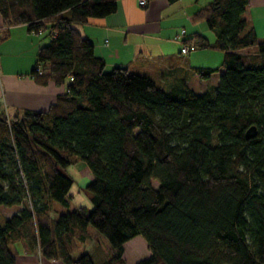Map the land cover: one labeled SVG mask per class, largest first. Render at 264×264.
<instances>
[{"label": "trees", "instance_id": "1", "mask_svg": "<svg viewBox=\"0 0 264 264\" xmlns=\"http://www.w3.org/2000/svg\"><path fill=\"white\" fill-rule=\"evenodd\" d=\"M247 6L209 0L192 15L216 39L184 41L223 52L217 67H193L201 79L221 71L198 93L186 81L165 89L125 67L105 71L76 25L112 14L117 0H0L5 27L26 24L49 37L32 77L67 81L45 111L0 105V207H19L0 218V264H17L14 243L48 262L96 264L73 256L88 226L110 243L102 264L123 263L137 236L150 251L137 264H264V40L248 25ZM252 46L255 53L240 52ZM77 162L93 175L92 209L53 218L52 202L68 206L73 183L61 169Z\"/></svg>", "mask_w": 264, "mask_h": 264}, {"label": "crops", "instance_id": "2", "mask_svg": "<svg viewBox=\"0 0 264 264\" xmlns=\"http://www.w3.org/2000/svg\"><path fill=\"white\" fill-rule=\"evenodd\" d=\"M208 2L150 0L146 7H142L138 0H117L116 11L112 14L91 18L76 27L91 41L95 54L104 61L106 72L125 67L131 73L150 76L165 89L186 81L189 87L192 88V84L198 86L197 92L203 93L217 84L213 77L215 74L219 76L221 71L200 80L193 67H217L222 62L223 52L216 48H202L183 55L174 36L185 29L183 39L199 33L213 43L215 32L204 21H192V15ZM245 16L259 40H264V0H248ZM5 31L7 37L0 40V105L9 113L17 108L47 110L57 95L65 91L67 83L49 80L40 84L31 75L37 49L48 40L37 43L35 37L40 33L29 32L26 24L5 27L0 14V36ZM240 52L255 53L256 47L243 48ZM13 251L17 264H39L37 252L26 254L20 244H16ZM49 264L64 263L54 261Z\"/></svg>", "mask_w": 264, "mask_h": 264}, {"label": "rangeland", "instance_id": "3", "mask_svg": "<svg viewBox=\"0 0 264 264\" xmlns=\"http://www.w3.org/2000/svg\"><path fill=\"white\" fill-rule=\"evenodd\" d=\"M181 30L179 32H181ZM175 37L176 36H174V39ZM35 39L37 40V43L39 42L43 43V41H47L49 37L47 36V33H43V34L40 33L38 36L35 37ZM180 46L182 47L181 43ZM218 77L219 76L215 74L213 77L214 78L213 81L214 82L218 81L219 79ZM192 88L196 92L199 91L198 86H193L192 84ZM61 171L62 173L70 176L73 179L72 186L69 189V196H70L69 205L63 206L58 202H52L51 211H50L51 216L53 218H57L61 213H65L66 211H70L81 206H85L89 212L92 209V204L90 201V193L86 189V185L89 182H91L93 179V175L90 169L84 163L77 162L75 164H71L67 166L66 168H62ZM18 210H19L18 206H12V207L2 206L0 207V218L10 217ZM88 233L89 235L84 241L78 242L76 244V249L74 251L73 256L77 257L81 254L86 253L93 257L96 264H102L106 259H108L111 256L110 243L104 235L100 234L92 226H88ZM16 244L19 243H14L11 245V248L13 250L15 249ZM149 255H150V251L148 249L147 243L141 236H137L131 242L126 243L124 245L123 252L121 255L123 263L121 264H137L140 260L149 257ZM36 257L38 259L39 264L50 263L48 261H45L41 257L39 252L36 253Z\"/></svg>", "mask_w": 264, "mask_h": 264}, {"label": "built area", "instance_id": "4", "mask_svg": "<svg viewBox=\"0 0 264 264\" xmlns=\"http://www.w3.org/2000/svg\"><path fill=\"white\" fill-rule=\"evenodd\" d=\"M138 3L140 6L145 7V6H147L148 1L147 0H138ZM184 35H185V29H182L181 32L176 34L175 39L182 44V47L180 49L181 53L186 55V54L194 51L197 47L193 41H184V39H183ZM36 70L41 72V67L37 66Z\"/></svg>", "mask_w": 264, "mask_h": 264}, {"label": "water", "instance_id": "5", "mask_svg": "<svg viewBox=\"0 0 264 264\" xmlns=\"http://www.w3.org/2000/svg\"><path fill=\"white\" fill-rule=\"evenodd\" d=\"M255 127H251L248 131H247V133H246V136L247 137H253V136H255Z\"/></svg>", "mask_w": 264, "mask_h": 264}, {"label": "bare ground", "instance_id": "6", "mask_svg": "<svg viewBox=\"0 0 264 264\" xmlns=\"http://www.w3.org/2000/svg\"><path fill=\"white\" fill-rule=\"evenodd\" d=\"M38 73H40L39 71H37Z\"/></svg>", "mask_w": 264, "mask_h": 264}]
</instances>
